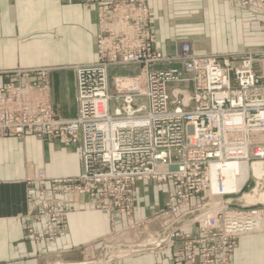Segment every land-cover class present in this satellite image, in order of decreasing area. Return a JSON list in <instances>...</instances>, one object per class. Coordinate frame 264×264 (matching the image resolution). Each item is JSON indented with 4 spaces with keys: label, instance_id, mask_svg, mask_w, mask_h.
<instances>
[{
    "label": "built area",
    "instance_id": "2783aa9c",
    "mask_svg": "<svg viewBox=\"0 0 264 264\" xmlns=\"http://www.w3.org/2000/svg\"><path fill=\"white\" fill-rule=\"evenodd\" d=\"M83 1L97 3L99 31L97 61L73 67L77 117L63 121L52 112L49 70H16L19 85L0 99L8 112L0 114V136L28 132L77 145L82 175L52 180L49 194L87 195L112 220H132L138 182H170L174 190L165 209L134 224L137 240L125 253L157 255L179 244L174 264H217L216 256L219 264H229L239 236L264 232V207H228L224 198L243 183L226 191L223 173L230 165L264 164V69H255L253 56L195 55L189 45L165 57L154 47L146 0ZM239 2L264 12V0ZM164 64L179 67L163 69ZM118 66L141 69L137 77L114 80V99L108 70ZM180 84L191 88L186 103L170 95ZM124 92L128 95L121 97ZM40 180L46 181L43 175ZM194 196L198 205L190 209ZM42 206L44 234L51 241L65 228L69 204L46 198ZM195 226L199 239L187 232Z\"/></svg>",
    "mask_w": 264,
    "mask_h": 264
},
{
    "label": "crops",
    "instance_id": "0c3cea01",
    "mask_svg": "<svg viewBox=\"0 0 264 264\" xmlns=\"http://www.w3.org/2000/svg\"><path fill=\"white\" fill-rule=\"evenodd\" d=\"M147 7L153 13L150 33L163 56L173 55L176 41L181 38L190 42L196 55L237 53L264 44V15L231 0H148ZM97 33L94 4L75 0H0V86L1 72L50 68L54 114L62 120L75 119L78 104L73 67L97 61ZM124 71L132 75L138 69ZM115 73L109 71L111 76ZM38 172L50 178L78 177L82 165L77 146L31 134L0 137V264H49L54 259L81 263L96 257L102 246L117 238L118 230L127 225L122 217L112 224L108 214L95 210L93 200L78 197L71 205L67 231L53 245L27 239L23 223H28L27 213L39 207L38 187L28 180ZM154 189L150 182L136 184L135 214L137 197L154 201ZM28 195L32 200H27ZM252 206L258 205L247 207ZM31 225L36 232L42 231V222ZM232 263L264 264V233L239 237ZM113 264L172 261L168 253L159 257L128 256Z\"/></svg>",
    "mask_w": 264,
    "mask_h": 264
},
{
    "label": "rangeland",
    "instance_id": "374dc122",
    "mask_svg": "<svg viewBox=\"0 0 264 264\" xmlns=\"http://www.w3.org/2000/svg\"><path fill=\"white\" fill-rule=\"evenodd\" d=\"M78 1L82 4L88 5V4H94L97 8V16L99 18V7L97 5V3H87L83 0H75ZM147 1L146 0V7H147ZM221 2H226L227 0H220ZM232 2L238 4L239 6L243 7V8H252L253 10L260 12L261 14L264 15V12L257 9V8H253V7H245L242 6L241 3L239 2V0H231ZM148 8V7H147ZM149 9V8H148ZM150 10V9H149ZM151 11V10H150ZM152 12V11H151ZM152 17H153V13H152ZM152 19V18H151ZM151 21V20H150ZM150 27V26H149ZM262 28L264 29V21L262 22ZM98 31H99V27H98ZM98 34V33H97ZM151 34V33H150ZM97 38V37H96ZM153 38V37H152ZM154 39V38H153ZM176 49L173 55L171 56H165V57H175L176 53H177V48L180 45H189L191 47L190 42L187 39L181 38L179 40L176 41ZM155 49L157 51H159L156 46H154ZM97 50V47H96ZM240 52L237 53H230V54H204V55H212V56H222V55H248V56H253V58L255 59V69L260 71L262 69H264V44H257L255 46L246 48L245 50H239ZM196 55V54H195ZM173 66H178L177 64H164L163 69H171ZM179 67V66H178ZM127 68H136L138 69V72H136L135 74H127L124 70H126ZM40 69H47L49 70V72L51 71L50 68H34V69H15V70H10V71H5V72H1V75L3 76V83L0 86V99H1V95H6L8 93L7 88H12L14 86H18L19 85V81L17 79H14V71L16 70H40ZM140 67L137 66H125V67H111L108 70V90H109V94L110 96H112L115 99L116 96V89L114 86V80L115 79H130L133 77H137L139 76L140 73ZM110 70H115V74H113V76L109 75V71ZM49 72H48V76H49ZM126 73V74H125ZM121 74V75H120ZM49 80V78H48ZM21 82V81H20ZM50 82V81H49ZM51 87V84H50ZM191 94V88L190 86H187L185 84L183 85H176L174 86L172 92L170 93L172 101H179V102H184L186 103L188 101V98L190 97ZM128 93L124 92L122 93L120 96H127ZM50 96H51V89H50ZM51 99V106H52V97H50ZM123 98H120L119 100H122ZM77 101V100H76ZM114 101V100H113ZM112 101V105H115V103ZM119 102V101H118ZM52 112L53 108H52ZM8 113L7 110L3 109L0 107V114H6ZM55 115V114H54ZM56 117V115H55ZM57 118V117H56ZM59 119V118H57ZM62 120V119H60ZM63 121H70V120H63ZM30 133H25L23 136H17L15 134H7V135H2L0 137H15V138H22L25 135H28ZM34 135L37 138H49V137H38L35 134H31ZM49 139H53V138H49ZM60 141L59 139H55ZM61 142V141H60ZM62 144H66L61 142ZM74 145V144H73ZM77 146V145H76ZM77 150H78V146H77ZM78 157H79V152H78ZM80 160V157H79ZM81 162V160H80ZM255 164H260L263 170V174H261L260 176H254V174L252 173V168L253 165ZM82 165V162H81ZM83 173V166H82V172L78 177L75 178H68V177H47L46 175H44V173L42 172H38L33 178H31L30 180H28L29 184H34L38 187V201H39V207L38 209L33 212L30 211L27 213V221L28 223H23L24 224V229L26 232V237L27 239L33 241V242H44L47 245H53L56 241V239L62 235L65 234V232L67 231V226H68V217L72 212V202H74V200L78 197H87L90 198L91 200H93L94 202V208L95 210L102 212L100 210H98L95 206V200L87 195L81 194V195H73L70 197H67L66 195H55L52 197L50 193V182L52 180H56V179H62V180H75L78 179ZM43 175V177L45 178V183H42L40 180V176ZM261 177V178H260ZM244 179L245 181L243 182V187L242 189L239 190L238 193L234 194V195H230V196H226L224 198V201L226 203H228V207L230 209H258V208H263L264 207V202H261L259 200H256L253 204H257L258 206H252V207H247L248 205H253L250 204L246 201V199L244 198V195L246 194H250L252 192V190L256 189L257 185L261 187L259 188V195L264 194V164L261 162H254L250 165L249 170H248V175L247 177H245L244 175ZM140 182H150L151 184L155 185V191L154 193H156L154 195V201H148L146 200V196H141V197H137L136 199V214H135V188H134V195H133V201H134V207H133V214H132V220H128L127 218H125L124 216H116L113 220L111 219L110 215L106 212H102V213H106L109 216L110 222L113 224L116 220V218L118 217H122L126 220L127 225L125 226V228H120L118 231L120 232V234L118 235L117 238H115L114 240L104 244L99 252V254L89 260H86L84 262L81 263H77V264H113L116 261H119L120 259L124 258V257H128V256H138L136 254H129L128 252H126V248L130 245H133L136 240H137V234H138V230L137 228H133L134 224L141 222V221H147V220H152L154 217H157L159 214H161V212L165 209V205L168 199V193L173 192L174 188L173 185L170 182H157L155 180H143ZM139 183V182H138ZM169 185L171 186V188L169 189ZM263 189V190H262ZM153 193V194H154ZM262 193V194H261ZM48 199V198H52L53 201H67L69 204V211L68 214L66 216V222H65V228L63 229L62 232H60L59 234H57V236H55L51 241L47 240L44 231H45V227H46V219L44 217H42V212H43V200L44 199ZM165 198V203L163 205V200ZM240 198V199H239ZM149 199V198H147ZM152 198H150L151 200ZM27 200L30 201L32 200V198L28 195L27 196ZM191 202V207L190 209H196L197 208V203H198V196H194L191 198L190 200ZM240 202V203H239ZM148 204V205H147ZM146 206H149L148 208H146ZM147 209V211L145 212V210ZM182 212L180 211L178 213V216L181 215ZM50 215V214H49ZM180 221V220H179ZM34 222H42L43 223V228L42 231L40 233L36 232L33 227H32V223ZM154 224L152 223V225L150 226V231H152L155 227L153 226ZM156 226V225H155ZM157 228V227H156ZM187 232H189L195 239H199L198 237L200 236L199 232H198V226L192 227V228H188ZM264 233V232H263ZM251 234H255V233H251ZM244 235H250V234H244ZM241 235V236H244ZM239 236V237H241ZM238 237V238H239ZM237 238V239H238ZM233 245V248L231 250V252L229 253L228 257H227V261L229 264H233L232 263V252L234 250V247L236 245V241ZM179 244H177L175 246L176 250L179 248ZM175 248L167 250L163 253L157 254V255H152V254H139V255H148V256H153V257H159V256H163L165 254L171 253V261L172 264H174V251ZM215 262L217 264H219V258L216 256L215 257ZM49 264H68V263H63L58 259H54L52 261H50Z\"/></svg>",
    "mask_w": 264,
    "mask_h": 264
},
{
    "label": "bare ground",
    "instance_id": "6f19581e",
    "mask_svg": "<svg viewBox=\"0 0 264 264\" xmlns=\"http://www.w3.org/2000/svg\"><path fill=\"white\" fill-rule=\"evenodd\" d=\"M249 167L250 166H245V165H242V166L230 165V166H228L223 172L225 175V183H224L225 190L230 191V190L238 189L241 186V184L245 181L244 175H245V177H247ZM235 172H240V174H239L240 177L238 178V180L235 177ZM262 172H263V170H262V167L260 164L253 165L252 173L254 174V176H260L261 174H263ZM260 187H261V185L260 186L257 185L256 189L252 190V192L250 194L244 195V198L246 199V201L248 203L253 204L256 200L264 202V194L261 193L262 195H259V188Z\"/></svg>",
    "mask_w": 264,
    "mask_h": 264
}]
</instances>
